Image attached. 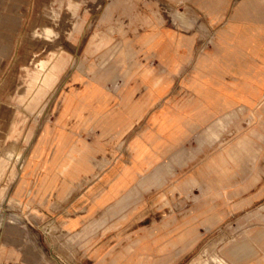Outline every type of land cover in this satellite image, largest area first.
Returning a JSON list of instances; mask_svg holds the SVG:
<instances>
[{
  "label": "rangeland",
  "instance_id": "rangeland-1",
  "mask_svg": "<svg viewBox=\"0 0 264 264\" xmlns=\"http://www.w3.org/2000/svg\"><path fill=\"white\" fill-rule=\"evenodd\" d=\"M239 1L0 0V155L19 149L29 153L45 124L54 129L62 127L56 122L62 93L71 86L84 84L73 80L77 74L107 88L113 107H118L122 96L136 84V69L164 68L160 60L163 58L159 56L162 53L179 55L183 71L194 68V55L212 47L206 45L211 38L221 43L231 39L228 18ZM214 8L222 9L220 16L212 12ZM44 27L49 28L44 30ZM189 37L191 44H180ZM174 40L179 43L174 44ZM186 53L189 56L184 57ZM57 56L64 57V67L43 100L29 108L30 73L40 69L41 60L47 61V67ZM182 79L173 78L174 91ZM137 95L135 91L131 94L133 99ZM90 116L91 108L87 107L81 120L70 117L62 128L72 141L83 137L88 144L90 141L97 146L90 153L98 171L114 155L125 154L127 139L142 121H132L122 132L124 135L113 139L115 129H105L99 117L84 124ZM16 118L20 130L12 140L9 133ZM29 130L34 133L27 142L25 135ZM105 132L110 134L94 140L97 134ZM53 148L50 142L47 157ZM40 172L35 169L29 175L20 195H17L19 175L12 182L0 180V189L4 188L0 194V213L12 217L1 220L0 264H98L102 257L103 264H111L112 259L116 260L115 264H134L139 256L147 264H206L207 261L215 264L211 260L213 254L225 258L229 264H248L254 260L253 256L256 260L264 257V252L257 251L249 259L243 252L247 243H263L264 220L257 219L235 221L234 227L230 221L224 222L217 233L202 238L192 252H154L153 239L156 238L157 245L166 246L169 230H178L182 222L167 219L169 213L179 216L184 209L179 195L169 194L167 188L148 189L118 211L113 209L104 217L100 213L89 218L76 235L77 231L66 230L62 222L76 211L83 213L82 204L77 201L83 198L96 172L82 176L60 194L54 189L47 195L36 190L35 179ZM182 174L179 171L176 177ZM260 212L263 209H257ZM140 237L147 247L128 250L127 245ZM233 245L237 250L229 256L227 253ZM241 256L246 258L241 260ZM25 257L27 260H23Z\"/></svg>",
  "mask_w": 264,
  "mask_h": 264
},
{
  "label": "crops",
  "instance_id": "crops-1",
  "mask_svg": "<svg viewBox=\"0 0 264 264\" xmlns=\"http://www.w3.org/2000/svg\"><path fill=\"white\" fill-rule=\"evenodd\" d=\"M212 12L218 15L223 11L214 8ZM228 19L231 39L221 43L211 38L206 45L212 47L194 55V68L183 71L179 55L162 53L159 56L164 68L136 69V84L122 96L118 107H113L110 91L96 80L74 76L73 80L84 84L62 93L56 122L64 127L66 119H82L84 109L90 107L91 116L84 124L99 117L105 129H115L112 135L117 139L132 121H142L127 139L125 154L114 155L97 171L90 153L97 146L83 137L72 141L62 127L54 129L45 124L29 153L19 149L0 155V180L12 182L19 175L20 195L29 175L37 169L41 172L35 179L36 190L47 195L56 189L60 194L82 176L96 172L83 198L77 201L83 213L76 211L62 222L66 230L77 231L76 235L89 218L119 210L148 189L167 188L169 194L179 195V203L184 205L182 214L169 213L167 219L182 222L178 230H169L166 246L157 245L153 239L154 252H192L202 238L217 233L224 222L230 221L234 227L238 220H264V0H240ZM183 41L180 44L189 45L192 38ZM46 63L41 60L40 71L30 73L29 108L43 100L65 65L62 56L54 57L47 67ZM178 76L183 79L174 91L173 78ZM134 91L138 94L135 99L131 96ZM18 123L17 118L12 122V140L18 136ZM33 133H26L27 142ZM106 134L110 133L97 134L94 140ZM50 142L54 150L47 157ZM179 171L183 174L176 177ZM3 192L1 188L0 194ZM5 218L12 217L0 213V225ZM133 242L127 245L128 250L147 247L142 237ZM235 250L233 245L227 255ZM257 251L264 252V237L263 243H247L243 252L251 259L250 254ZM252 258L248 264H264V257ZM104 260L102 257L98 264ZM211 260L229 264L219 255H211ZM115 261L112 259L111 264ZM134 264L147 262L139 256Z\"/></svg>",
  "mask_w": 264,
  "mask_h": 264
}]
</instances>
